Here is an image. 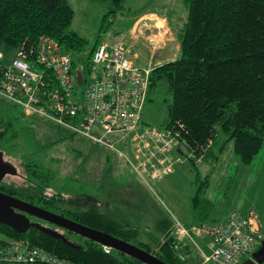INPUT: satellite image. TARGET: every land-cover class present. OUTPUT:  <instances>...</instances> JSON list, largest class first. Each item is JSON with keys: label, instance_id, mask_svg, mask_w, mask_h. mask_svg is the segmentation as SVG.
I'll use <instances>...</instances> for the list:
<instances>
[{"label": "trees", "instance_id": "16d2710c", "mask_svg": "<svg viewBox=\"0 0 264 264\" xmlns=\"http://www.w3.org/2000/svg\"><path fill=\"white\" fill-rule=\"evenodd\" d=\"M108 1L111 7L97 40L88 54L81 57L84 73L102 34L106 33L109 17L123 8L124 0ZM183 1L188 14L182 30L176 33L179 50L175 58L155 65L149 91L157 93L166 103L169 115L166 125L179 129L186 148L193 154L189 157L193 163L197 159L201 162L217 159L211 150L217 139L223 138L218 150L222 151L224 144L232 141L240 163L249 165L264 144V0ZM73 14L68 0H0V50L14 51L23 42L30 43L47 34L72 55H79L86 43L68 30ZM16 109L0 97L1 144L7 145L19 137L17 123L21 116L14 115ZM21 156L24 160L11 159L18 160L17 167L22 172L17 170L16 175L5 176L0 182L1 192L127 242V237L140 234L138 226L127 228L100 210L91 196L84 201L86 207L69 204L64 194L52 190L54 173ZM200 183L206 184L207 180ZM170 227L167 220L157 226L160 235L156 243L139 242L144 247L137 246L167 264H201L190 247L175 238ZM61 232L73 245L35 228L18 233L0 223V244L5 239L27 240L30 246L77 264H143L115 250L106 253L100 244L79 235ZM0 264L25 263L0 261Z\"/></svg>", "mask_w": 264, "mask_h": 264}, {"label": "rangeland", "instance_id": "374dc122", "mask_svg": "<svg viewBox=\"0 0 264 264\" xmlns=\"http://www.w3.org/2000/svg\"><path fill=\"white\" fill-rule=\"evenodd\" d=\"M68 2L74 11L68 30L75 32L86 43L81 54L73 55V67L74 71H83L81 57H85L95 44L111 6L108 0ZM141 12L152 13L138 18L152 20H147L143 26L139 22L133 29L136 32L140 25L142 34L138 48L134 49L138 53L135 63L141 66L150 63L155 67L158 62L173 59L178 46L176 33L182 30L188 14L183 0H124L122 10L109 17L106 33L101 39L115 40L122 35L129 36ZM149 39L161 41L160 48L153 50ZM5 54L6 58H10L13 51ZM82 87L80 85L78 89ZM167 98L170 100V95ZM20 112L19 109L13 111L14 115L21 116L17 123L19 137L7 145L0 143L4 160L17 167L18 160L11 158L23 159L21 155H24L25 159L54 173L52 190L65 194L69 204L84 205L90 195L97 201L100 210L127 228L138 226L140 234L127 237L129 242L142 247L139 242L156 243L160 235L157 226L167 220L171 226L179 221L190 228L200 224L201 220L207 224L223 222L229 214L246 215L250 212L255 213L259 234L264 236V144L249 165H242L233 151L232 141H227L223 150L219 151L223 138H218L211 150L212 156L217 155V159L193 163V159L187 158L164 178L146 183L135 175L122 156L124 154L133 159L128 138L126 142L111 139L115 143V150H111L81 135H73L50 119L24 117ZM168 120L166 103L157 93L150 92L148 85L141 127L161 128ZM188 152L183 145L181 156L186 157ZM17 170L22 172L18 167ZM204 180L207 183L201 184ZM76 193H83L84 196H75ZM204 241L196 239L199 247L205 250ZM192 254L195 256L194 251Z\"/></svg>", "mask_w": 264, "mask_h": 264}, {"label": "built area", "instance_id": "2783aa9c", "mask_svg": "<svg viewBox=\"0 0 264 264\" xmlns=\"http://www.w3.org/2000/svg\"><path fill=\"white\" fill-rule=\"evenodd\" d=\"M141 20L137 22L143 26L152 19ZM140 28L138 25L129 36L103 39L93 51L87 72L80 71L81 84L77 82L73 55L50 35L23 42L10 58L0 50V97L16 106L24 117L50 119L72 134L111 150H115L111 139L126 142L128 138L133 159L122 155L135 175L146 183L162 179L193 154L189 151L186 157L181 156L187 144L176 126L141 127L154 67L135 63ZM148 43L156 50L161 41L149 39ZM80 85L83 87L78 89ZM171 233L201 257V264H239L250 257L262 239L253 212L232 213L223 222L194 224L190 228L175 222ZM197 238L207 240L205 250L199 247ZM102 248L106 253L111 250ZM0 261L77 264L22 239H5L0 244ZM255 264H264V260Z\"/></svg>", "mask_w": 264, "mask_h": 264}, {"label": "water", "instance_id": "95a60500", "mask_svg": "<svg viewBox=\"0 0 264 264\" xmlns=\"http://www.w3.org/2000/svg\"><path fill=\"white\" fill-rule=\"evenodd\" d=\"M77 82L79 84L83 82L82 73L80 71H77ZM16 174V167L5 161L3 159V154L0 151V182L5 176H14ZM31 218L33 220H31ZM0 223L10 227L18 233H24L30 228H35L47 235L62 240L69 245H73V243L70 242L65 237V235L58 230L61 229L62 231H68L98 243L101 246H107L112 250L123 253L133 259L140 261L143 264H167L154 254L144 250L136 244L124 241L104 231L83 225L63 215L41 208L37 205L19 199L15 196L8 195L1 191ZM263 260L264 236L260 241L259 247L251 253L250 257L243 260L240 264L261 263Z\"/></svg>", "mask_w": 264, "mask_h": 264}, {"label": "crops", "instance_id": "0c3cea01", "mask_svg": "<svg viewBox=\"0 0 264 264\" xmlns=\"http://www.w3.org/2000/svg\"><path fill=\"white\" fill-rule=\"evenodd\" d=\"M149 13H152V12H141V13H139L138 14V16L136 17V20L135 21H137L138 19L139 20H141V18H138L139 16H142V15H145V14H149ZM138 20V21H139ZM138 23V22H137ZM133 27L134 26H132V30H133ZM129 30V29H128ZM162 48V47H161ZM165 48V47H164ZM178 50H179V43H178V46H177V52H178ZM163 52V51H162ZM150 53L151 54H153V50H150ZM176 56V55H175ZM175 58V57H174ZM158 63H160V62H158ZM73 135H77V134H73ZM100 145V144H99ZM105 147V146H104ZM107 148V147H106ZM130 151L132 152V149H131V146H130ZM123 156V155H122ZM196 161H198L199 162V159H197ZM179 165V164H178ZM251 166V165H250ZM63 194V193H62ZM77 194V193H76ZM76 194H74L75 196H76ZM78 194H83V193H78ZM65 195V194H64ZM66 196V195H65ZM90 196V195H89ZM67 197V196H66ZM96 205L98 206V204L96 203ZM81 206H83V207H86L87 206V202H85V204L84 205H81ZM230 215V214H229ZM229 215L227 216V218L229 217ZM226 218V219H227ZM226 219H223V221H225ZM176 222H179V221H176ZM180 223V222H179ZM202 223H205V222H202ZM213 223H219V222H213ZM181 224V223H180ZM172 226H173V224H172ZM172 226H171V229L170 230H172ZM185 227V226H184ZM261 229V228H260ZM60 231H62V230H60ZM263 237V236H262ZM205 242V246H206V244H207V240H205L204 241ZM191 249V248H190ZM192 250V249H191ZM194 251V250H193ZM192 251V252H193ZM195 252V251H194ZM195 256H196V258H198V259H200L201 260V257L200 256H198L197 254H195Z\"/></svg>", "mask_w": 264, "mask_h": 264}, {"label": "bare ground", "instance_id": "6f19581e", "mask_svg": "<svg viewBox=\"0 0 264 264\" xmlns=\"http://www.w3.org/2000/svg\"><path fill=\"white\" fill-rule=\"evenodd\" d=\"M151 81V80H150ZM150 84V83H149ZM5 100V99H4ZM7 101V100H6ZM42 232V231H41ZM111 249V248H110ZM44 250V249H43ZM112 250V249H111ZM47 252V251H46ZM49 253V252H48ZM49 254H51V253H49ZM52 255V254H51Z\"/></svg>", "mask_w": 264, "mask_h": 264}, {"label": "flooded vegetation", "instance_id": "af4514ba", "mask_svg": "<svg viewBox=\"0 0 264 264\" xmlns=\"http://www.w3.org/2000/svg\"><path fill=\"white\" fill-rule=\"evenodd\" d=\"M44 224H46V223H44ZM48 225V224H47ZM50 226V225H49ZM58 229V228H57ZM59 231L61 230V229H58Z\"/></svg>", "mask_w": 264, "mask_h": 264}]
</instances>
